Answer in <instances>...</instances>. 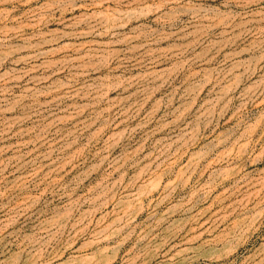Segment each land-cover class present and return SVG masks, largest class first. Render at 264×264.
Returning <instances> with one entry per match:
<instances>
[{
	"label": "rangeland",
	"instance_id": "1",
	"mask_svg": "<svg viewBox=\"0 0 264 264\" xmlns=\"http://www.w3.org/2000/svg\"><path fill=\"white\" fill-rule=\"evenodd\" d=\"M0 264H264V0H0Z\"/></svg>",
	"mask_w": 264,
	"mask_h": 264
}]
</instances>
